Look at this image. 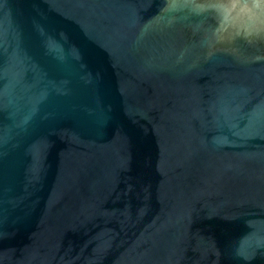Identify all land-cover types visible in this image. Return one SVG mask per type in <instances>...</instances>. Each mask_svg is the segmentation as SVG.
I'll list each match as a JSON object with an SVG mask.
<instances>
[{
	"label": "water",
	"instance_id": "1",
	"mask_svg": "<svg viewBox=\"0 0 264 264\" xmlns=\"http://www.w3.org/2000/svg\"><path fill=\"white\" fill-rule=\"evenodd\" d=\"M0 264H264V0H0Z\"/></svg>",
	"mask_w": 264,
	"mask_h": 264
}]
</instances>
